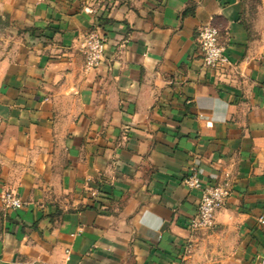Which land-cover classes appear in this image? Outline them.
<instances>
[{
	"label": "crops",
	"instance_id": "1",
	"mask_svg": "<svg viewBox=\"0 0 264 264\" xmlns=\"http://www.w3.org/2000/svg\"><path fill=\"white\" fill-rule=\"evenodd\" d=\"M243 15V0H0V264H264V31ZM92 31L105 52L87 72ZM192 169L232 182L210 231L188 229Z\"/></svg>",
	"mask_w": 264,
	"mask_h": 264
},
{
	"label": "built area",
	"instance_id": "2",
	"mask_svg": "<svg viewBox=\"0 0 264 264\" xmlns=\"http://www.w3.org/2000/svg\"><path fill=\"white\" fill-rule=\"evenodd\" d=\"M199 49L206 68L219 72L221 69L231 66V61L226 54L225 46L220 42L219 29L213 24L203 25L198 36ZM105 39L98 33L92 31L87 35L85 43V70L90 72L96 70L104 57ZM185 185L190 190L199 192V204L197 213L188 223L191 232L211 230L215 226V217L221 210L232 191V182L229 176L216 184H203L195 169L188 172L184 179ZM93 197L98 192H93ZM1 202L8 210L22 208L24 203L13 191H4ZM264 263V260H263Z\"/></svg>",
	"mask_w": 264,
	"mask_h": 264
},
{
	"label": "rangeland",
	"instance_id": "3",
	"mask_svg": "<svg viewBox=\"0 0 264 264\" xmlns=\"http://www.w3.org/2000/svg\"><path fill=\"white\" fill-rule=\"evenodd\" d=\"M244 15L243 21L247 24L253 34L259 35V31H264V0H243ZM6 32L0 31V53L2 52L6 40ZM210 231V230H208ZM212 243H209V247ZM212 251L210 248H208Z\"/></svg>",
	"mask_w": 264,
	"mask_h": 264
},
{
	"label": "trees",
	"instance_id": "4",
	"mask_svg": "<svg viewBox=\"0 0 264 264\" xmlns=\"http://www.w3.org/2000/svg\"><path fill=\"white\" fill-rule=\"evenodd\" d=\"M1 24V23H0Z\"/></svg>",
	"mask_w": 264,
	"mask_h": 264
}]
</instances>
